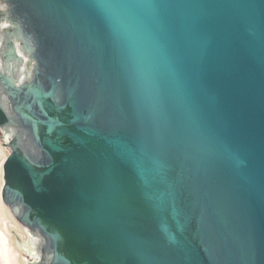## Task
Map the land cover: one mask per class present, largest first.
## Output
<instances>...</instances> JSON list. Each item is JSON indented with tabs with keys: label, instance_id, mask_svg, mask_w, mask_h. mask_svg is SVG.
I'll use <instances>...</instances> for the list:
<instances>
[{
	"label": "water",
	"instance_id": "1",
	"mask_svg": "<svg viewBox=\"0 0 264 264\" xmlns=\"http://www.w3.org/2000/svg\"><path fill=\"white\" fill-rule=\"evenodd\" d=\"M0 141L25 264H264V0H0Z\"/></svg>",
	"mask_w": 264,
	"mask_h": 264
},
{
	"label": "bare ground",
	"instance_id": "2",
	"mask_svg": "<svg viewBox=\"0 0 264 264\" xmlns=\"http://www.w3.org/2000/svg\"><path fill=\"white\" fill-rule=\"evenodd\" d=\"M4 161H5V158L0 159V187L3 184L2 174H3ZM7 212H8V214H7ZM9 216L15 221V224L10 221ZM8 227L14 228L15 229L14 232L20 236V240H23V237H25L24 241H26L25 232L23 231L21 225L16 221V219L14 218V216L12 215L10 210L7 208V206L3 203L2 199H1V195H0V264H16V263H19L18 261L16 262V260H14L16 263L12 262L13 261L12 258L14 256L16 257V255H17V254L16 255L14 254V256L12 257V251L14 250L12 248L16 249V246H15V238L16 237L14 234H12L9 231ZM5 229L10 232L9 235L11 237H9L7 235L8 233L5 232ZM20 231L23 233L24 236L20 235ZM10 239H12V242L10 241ZM14 251H15V253H18L17 249ZM17 257H18V255H17ZM15 259H17V258H15ZM19 261H20V264H23V262L21 261V256H20Z\"/></svg>",
	"mask_w": 264,
	"mask_h": 264
},
{
	"label": "rangeland",
	"instance_id": "3",
	"mask_svg": "<svg viewBox=\"0 0 264 264\" xmlns=\"http://www.w3.org/2000/svg\"><path fill=\"white\" fill-rule=\"evenodd\" d=\"M0 145H1V141H0ZM7 154V152H5L3 149H1V146H0V155H6ZM7 214H8V212H7ZM9 219H10V221L12 222V223H14L15 224V221L9 216ZM3 224V223H2ZM17 225V224H16ZM5 232L6 233H8L7 235L9 236V237H11L10 235H9V231H7L6 229H5ZM20 235H22V236H24L23 235V233L20 231ZM10 241L12 242V239H10ZM15 246H16V249H17V251H18V253H15V251L14 250H16L15 248H12V249H14L13 251H12V257L14 256V254L16 255H18V257H17V255H16V257L14 256L13 258H12V262H14V263H16L17 261L19 262V263H16V264H20V256L22 255V252L19 250V248H18V242H17V240H16V238H15ZM20 254V255H19ZM15 258H17V259H15ZM14 260H16V262L14 261ZM21 261L23 262V264H25L24 263V261H23V258H22V256H21Z\"/></svg>",
	"mask_w": 264,
	"mask_h": 264
}]
</instances>
